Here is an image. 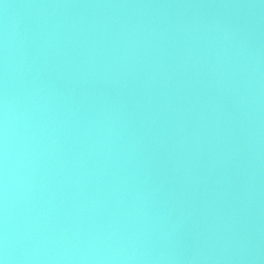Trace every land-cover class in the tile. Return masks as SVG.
Instances as JSON below:
<instances>
[{"label": "water", "instance_id": "obj_1", "mask_svg": "<svg viewBox=\"0 0 264 264\" xmlns=\"http://www.w3.org/2000/svg\"><path fill=\"white\" fill-rule=\"evenodd\" d=\"M5 90L13 264H264V0H0Z\"/></svg>", "mask_w": 264, "mask_h": 264}, {"label": "clouds", "instance_id": "obj_2", "mask_svg": "<svg viewBox=\"0 0 264 264\" xmlns=\"http://www.w3.org/2000/svg\"><path fill=\"white\" fill-rule=\"evenodd\" d=\"M0 141H2L3 150V163H4V206L5 215L7 209V160H8V143H9V101L7 91L3 96V100L0 101ZM14 248L9 242V233L7 230V220L5 219V226L2 232H0V264H13L16 259L14 255ZM31 258V257H30ZM134 257H129L133 259Z\"/></svg>", "mask_w": 264, "mask_h": 264}]
</instances>
